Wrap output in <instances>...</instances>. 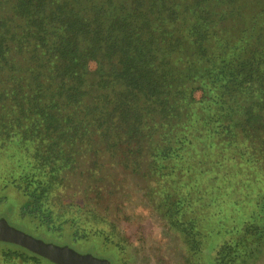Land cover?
<instances>
[{
  "label": "trees",
  "instance_id": "16d2710c",
  "mask_svg": "<svg viewBox=\"0 0 264 264\" xmlns=\"http://www.w3.org/2000/svg\"><path fill=\"white\" fill-rule=\"evenodd\" d=\"M262 172L264 0H0V191L38 225L109 243L136 177L178 264L213 234V264H259ZM0 264L54 263L0 242Z\"/></svg>",
  "mask_w": 264,
  "mask_h": 264
},
{
  "label": "rangeland",
  "instance_id": "374dc122",
  "mask_svg": "<svg viewBox=\"0 0 264 264\" xmlns=\"http://www.w3.org/2000/svg\"><path fill=\"white\" fill-rule=\"evenodd\" d=\"M91 66L93 67V64ZM231 158L232 156L229 155L226 167L221 169H217L215 166L220 161L211 159L208 163L212 167L211 174L214 175L217 172L216 174L229 176L235 170L231 167ZM203 166H206L205 163ZM262 173L264 174V172ZM208 174H203L205 183L215 187L223 184L215 178H210ZM136 179L135 177L125 182L130 189L126 193L127 197L129 195V201H121L119 218L116 222V234H119V237L116 238L114 233L111 234L112 231L108 225L102 228L104 236L111 240L109 243H106L104 237L98 235L100 232L96 233L95 228L90 225L84 226L78 220H75L73 224L64 223L68 215H65L61 220H56L55 226L51 230L38 225L36 219L33 220L22 213L25 198L13 191H0V219H4L9 225L47 243L68 246L80 254H91L94 257L107 260L110 264H178V258L173 248L178 239L177 234L174 230L167 229L152 209L145 207L140 196L141 192L138 191L139 181ZM206 188H209L208 192L211 191L210 197L215 198L221 194L219 190L209 186ZM257 189L256 185H249L246 191L253 194ZM244 199L246 204L247 198ZM74 217L77 218L78 215H74ZM223 236L213 234L206 241L204 253L200 255L201 264H213V241L222 240ZM115 243L125 248L124 251L117 249ZM262 251L259 264H264V249Z\"/></svg>",
  "mask_w": 264,
  "mask_h": 264
},
{
  "label": "water",
  "instance_id": "95a60500",
  "mask_svg": "<svg viewBox=\"0 0 264 264\" xmlns=\"http://www.w3.org/2000/svg\"><path fill=\"white\" fill-rule=\"evenodd\" d=\"M0 242L20 246L54 264H110L107 260L80 254L68 246L47 243L0 219Z\"/></svg>",
  "mask_w": 264,
  "mask_h": 264
}]
</instances>
